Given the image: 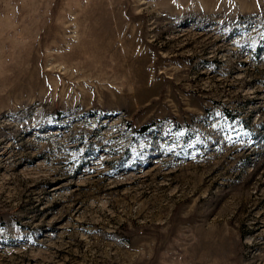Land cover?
Returning a JSON list of instances; mask_svg holds the SVG:
<instances>
[{
	"label": "rangeland",
	"instance_id": "rangeland-1",
	"mask_svg": "<svg viewBox=\"0 0 264 264\" xmlns=\"http://www.w3.org/2000/svg\"><path fill=\"white\" fill-rule=\"evenodd\" d=\"M0 264H264V0H0Z\"/></svg>",
	"mask_w": 264,
	"mask_h": 264
},
{
	"label": "trees",
	"instance_id": "trees-1",
	"mask_svg": "<svg viewBox=\"0 0 264 264\" xmlns=\"http://www.w3.org/2000/svg\"><path fill=\"white\" fill-rule=\"evenodd\" d=\"M152 124H148V125H145L143 127H141L138 132L140 134H143V133H146L150 128H151Z\"/></svg>",
	"mask_w": 264,
	"mask_h": 264
}]
</instances>
